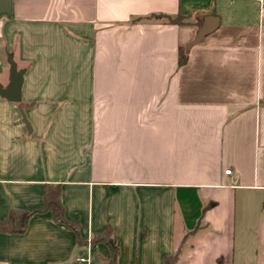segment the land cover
Returning <instances> with one entry per match:
<instances>
[{"label": "crops", "instance_id": "1", "mask_svg": "<svg viewBox=\"0 0 264 264\" xmlns=\"http://www.w3.org/2000/svg\"><path fill=\"white\" fill-rule=\"evenodd\" d=\"M9 54L0 221L58 184L75 227L35 212L0 264H112L107 229L115 264H264V0H0L4 86Z\"/></svg>", "mask_w": 264, "mask_h": 264}, {"label": "trees", "instance_id": "2", "mask_svg": "<svg viewBox=\"0 0 264 264\" xmlns=\"http://www.w3.org/2000/svg\"><path fill=\"white\" fill-rule=\"evenodd\" d=\"M158 17H166L170 23H184L185 16L179 13L178 16L172 17L170 15L160 14ZM188 60V49L180 46L179 48V64L183 65ZM50 210L53 213L54 218L59 222L68 223L75 227L73 222H70L65 217L64 205L61 200V188L58 184H47L44 191V201L42 205L34 210L21 211L11 210L7 218L0 221V230L8 232H23L26 229L30 216L35 212ZM111 229H107L104 232L96 234L92 237L91 241L105 240L113 251L112 264H115L116 257L119 251V244L115 237L111 234ZM179 254H173L165 257V264H176Z\"/></svg>", "mask_w": 264, "mask_h": 264}, {"label": "water", "instance_id": "3", "mask_svg": "<svg viewBox=\"0 0 264 264\" xmlns=\"http://www.w3.org/2000/svg\"><path fill=\"white\" fill-rule=\"evenodd\" d=\"M220 24L219 16H206L195 38L187 45L189 49L193 44L203 40L208 34L213 32ZM8 62L10 64V82L4 86L0 82V95L9 100L20 102L22 99V85L24 82L25 68H19L16 60L12 54L8 55ZM24 115V114H23ZM27 124H29L27 122Z\"/></svg>", "mask_w": 264, "mask_h": 264}, {"label": "built area", "instance_id": "4", "mask_svg": "<svg viewBox=\"0 0 264 264\" xmlns=\"http://www.w3.org/2000/svg\"><path fill=\"white\" fill-rule=\"evenodd\" d=\"M0 67H1V65H0ZM225 172H226L227 174H231V173H232V170H231L230 168H228V169L225 170ZM80 259H81V260H86L85 257H81Z\"/></svg>", "mask_w": 264, "mask_h": 264}]
</instances>
